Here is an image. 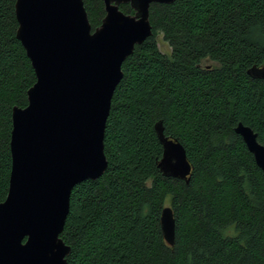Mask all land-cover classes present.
Here are the masks:
<instances>
[{"label":"trees","instance_id":"1","mask_svg":"<svg viewBox=\"0 0 264 264\" xmlns=\"http://www.w3.org/2000/svg\"><path fill=\"white\" fill-rule=\"evenodd\" d=\"M15 0H0V202L11 169L13 106L27 104L36 77L16 38ZM93 30L103 0H83ZM125 13L132 12L121 4ZM152 35L122 63L104 131L107 167L71 190L60 233L67 264H264V173L238 122L264 145V0L152 3ZM170 47L160 51L158 34ZM208 59L214 65L203 66ZM185 148L188 183L164 176L154 125ZM172 209L175 240L160 215Z\"/></svg>","mask_w":264,"mask_h":264},{"label":"water","instance_id":"2","mask_svg":"<svg viewBox=\"0 0 264 264\" xmlns=\"http://www.w3.org/2000/svg\"><path fill=\"white\" fill-rule=\"evenodd\" d=\"M175 0H103L105 14L93 30L83 0H15L16 38L36 80L27 104L13 106L11 169L0 202V264H67L70 252L60 233L69 212L72 188L96 179L106 167L104 131L123 61L152 35V3ZM121 4L132 12L125 13ZM264 80V64L246 70ZM154 129L162 145L157 167L164 176L188 183L191 165L183 145ZM264 173V145L253 129L234 127ZM160 228L175 240L171 207L164 206Z\"/></svg>","mask_w":264,"mask_h":264},{"label":"rangeland","instance_id":"3","mask_svg":"<svg viewBox=\"0 0 264 264\" xmlns=\"http://www.w3.org/2000/svg\"><path fill=\"white\" fill-rule=\"evenodd\" d=\"M156 41H157L158 48L160 49V51H162L163 53H166V54L170 53V47L167 44V42H165L163 40L162 35L160 33L156 36ZM201 64L203 66H211V65H214V62H212L208 59H204L201 61Z\"/></svg>","mask_w":264,"mask_h":264}]
</instances>
